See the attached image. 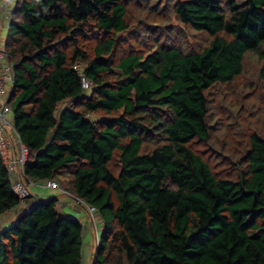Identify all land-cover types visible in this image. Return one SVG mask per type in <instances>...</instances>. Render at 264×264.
I'll return each mask as SVG.
<instances>
[{"label": "trees", "instance_id": "1", "mask_svg": "<svg viewBox=\"0 0 264 264\" xmlns=\"http://www.w3.org/2000/svg\"><path fill=\"white\" fill-rule=\"evenodd\" d=\"M146 2L14 1L2 49L22 174L94 208L93 264H264V137L249 134L232 177L192 148L212 134L209 91L245 54L264 84V0H169L167 16L203 38L187 52ZM58 196H34L0 230V264H82L81 225L56 213ZM18 204L0 159V217Z\"/></svg>", "mask_w": 264, "mask_h": 264}, {"label": "rangeland", "instance_id": "2", "mask_svg": "<svg viewBox=\"0 0 264 264\" xmlns=\"http://www.w3.org/2000/svg\"><path fill=\"white\" fill-rule=\"evenodd\" d=\"M146 7L154 3L153 8L148 9L149 19L155 22L156 27L161 26L158 33H167V42L171 45H181L193 49H182L185 52L195 50L194 48L203 44V38L199 35L187 32L179 26L175 20L167 16L169 12V0H148ZM156 2V3H155ZM146 13L144 11H133V20L137 21ZM5 30L1 31V35ZM123 47L127 46V38L132 33H121ZM129 35V36H128ZM1 48V45H0ZM260 53L264 55V47ZM263 61H260L254 53H247L242 60V71L237 78L225 85H216L209 91V102L207 104L208 122L211 125L210 140L205 143H194L192 148L198 150L212 164V168L219 176L232 177L237 170L232 162L239 158L245 150L249 134L257 132L264 137V84L260 81L258 71ZM11 123V115H7ZM66 182L69 176L63 175ZM65 183V182H64ZM65 183V187L66 184ZM36 187V186H34ZM29 193L35 192L31 187ZM38 188V187H37ZM41 189V194H47ZM52 194V195H51ZM54 191H49L50 196H55ZM61 198V196H59ZM59 198L56 200L59 202ZM56 205L58 206V203ZM26 201L19 202V206L10 211L4 220H15L23 212L27 211ZM8 224L6 223L5 226ZM88 248V247H87Z\"/></svg>", "mask_w": 264, "mask_h": 264}, {"label": "built area", "instance_id": "3", "mask_svg": "<svg viewBox=\"0 0 264 264\" xmlns=\"http://www.w3.org/2000/svg\"><path fill=\"white\" fill-rule=\"evenodd\" d=\"M15 0H0L3 3H14ZM0 159L10 181V189L19 202L24 201L30 196L29 187L36 186L45 189L60 191L62 194L69 196L60 190L58 184L54 181L47 180L44 183L34 184L22 174L23 164L27 157L26 148L20 144L17 137L12 140V126L7 120L9 115L8 99L12 91L13 64L8 60L7 54L0 49ZM14 142V145H13ZM86 213L90 219L94 215V208L83 204Z\"/></svg>", "mask_w": 264, "mask_h": 264}, {"label": "crops", "instance_id": "4", "mask_svg": "<svg viewBox=\"0 0 264 264\" xmlns=\"http://www.w3.org/2000/svg\"><path fill=\"white\" fill-rule=\"evenodd\" d=\"M13 3H3L0 5V45L1 48H3V42L5 39L6 35V29H7V24L9 20V11L12 8ZM4 31V34L1 35V31ZM2 63H0V68H1ZM35 192L31 193V198L34 199L33 197H42V198H49L50 195L49 191L52 190H47L44 191L47 194H41V189L38 187L36 188ZM52 195V194H51ZM56 195V193L54 194ZM59 197V196H58ZM27 200V203H25L26 207L32 202V200ZM58 206L55 205L56 208V213L61 215V216H67L69 218H75L81 225V240H82V264H91L92 262V256L94 252V246H95V239L97 233L100 231V222H98L96 216L93 217V222H91L88 217L86 211H81L79 210L73 203H71L68 199L66 198H59ZM5 217V216H4ZM3 217V218H4ZM14 220H4L0 219V230L5 226L7 223L8 225L12 224ZM88 247V248H87Z\"/></svg>", "mask_w": 264, "mask_h": 264}, {"label": "clouds", "instance_id": "5", "mask_svg": "<svg viewBox=\"0 0 264 264\" xmlns=\"http://www.w3.org/2000/svg\"><path fill=\"white\" fill-rule=\"evenodd\" d=\"M58 184V183H57ZM58 186H59V188H60V190L61 191H63V192H65L61 187H60V185L58 184ZM37 188V187H36ZM43 189H45V188H43ZM49 190H52V189H49ZM52 191H54L55 193L57 192V193H59L60 195H61V197H63V198H66V199H68L71 203H73L75 206H79V205H81V203H79V202H81L80 200H78V199H76V198H73L69 193H67V192H65V193H67L69 196H66V195H64V194H62L60 191H56V190H52ZM31 193H30V196L28 197L29 199L31 198ZM27 199H25L24 200V202L26 201ZM19 202V201H18ZM19 206V204L17 205V207ZM81 206H83V205H81ZM84 207V206H83ZM87 217H88V215H87ZM93 217H94V215H93ZM93 217H92V219H90L89 217H88V219L91 221V222H93ZM96 245H97V242H96V240H95V246H94V250L96 249ZM94 253V252H93ZM92 259H93V256H92ZM92 263V262H91Z\"/></svg>", "mask_w": 264, "mask_h": 264}, {"label": "water", "instance_id": "6", "mask_svg": "<svg viewBox=\"0 0 264 264\" xmlns=\"http://www.w3.org/2000/svg\"><path fill=\"white\" fill-rule=\"evenodd\" d=\"M94 257H95V250H94V253H93V259H92V263L91 264L94 263Z\"/></svg>", "mask_w": 264, "mask_h": 264}]
</instances>
